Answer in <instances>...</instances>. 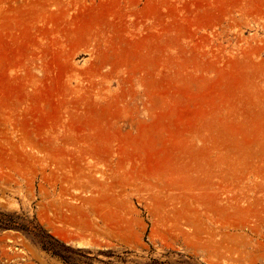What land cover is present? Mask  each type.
<instances>
[{
	"label": "rangeland",
	"instance_id": "obj_1",
	"mask_svg": "<svg viewBox=\"0 0 264 264\" xmlns=\"http://www.w3.org/2000/svg\"><path fill=\"white\" fill-rule=\"evenodd\" d=\"M0 219V264H264V0H0Z\"/></svg>",
	"mask_w": 264,
	"mask_h": 264
},
{
	"label": "trees",
	"instance_id": "obj_2",
	"mask_svg": "<svg viewBox=\"0 0 264 264\" xmlns=\"http://www.w3.org/2000/svg\"><path fill=\"white\" fill-rule=\"evenodd\" d=\"M15 227L23 228L24 226L20 225V224H16V223L9 222V221H4V220L0 219V229L15 228Z\"/></svg>",
	"mask_w": 264,
	"mask_h": 264
},
{
	"label": "bare ground",
	"instance_id": "obj_3",
	"mask_svg": "<svg viewBox=\"0 0 264 264\" xmlns=\"http://www.w3.org/2000/svg\"><path fill=\"white\" fill-rule=\"evenodd\" d=\"M235 197H236V196H235ZM233 198H234V197H233ZM233 200H234V199H233ZM233 200H232V199L230 198V196H229L228 203L231 205L233 202L236 201V200H235V201H233ZM240 201H241V200H240ZM240 201H239V202H240ZM237 202H238V200H237ZM231 206H232V205H231ZM233 207H234V206H233Z\"/></svg>",
	"mask_w": 264,
	"mask_h": 264
}]
</instances>
